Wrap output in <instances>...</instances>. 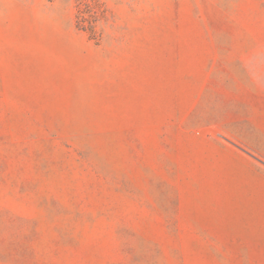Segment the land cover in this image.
I'll use <instances>...</instances> for the list:
<instances>
[{
  "label": "rangeland",
  "instance_id": "rangeland-1",
  "mask_svg": "<svg viewBox=\"0 0 264 264\" xmlns=\"http://www.w3.org/2000/svg\"><path fill=\"white\" fill-rule=\"evenodd\" d=\"M0 264H264V0H0Z\"/></svg>",
  "mask_w": 264,
  "mask_h": 264
},
{
  "label": "trees",
  "instance_id": "trees-1",
  "mask_svg": "<svg viewBox=\"0 0 264 264\" xmlns=\"http://www.w3.org/2000/svg\"><path fill=\"white\" fill-rule=\"evenodd\" d=\"M82 6V7H81ZM78 9L79 28L90 34V38L99 41L103 34V26L108 23L106 6L101 2H83Z\"/></svg>",
  "mask_w": 264,
  "mask_h": 264
}]
</instances>
